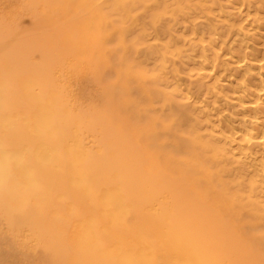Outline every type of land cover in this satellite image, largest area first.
Wrapping results in <instances>:
<instances>
[{
    "label": "bare ground",
    "instance_id": "bare-ground-1",
    "mask_svg": "<svg viewBox=\"0 0 264 264\" xmlns=\"http://www.w3.org/2000/svg\"><path fill=\"white\" fill-rule=\"evenodd\" d=\"M63 1L65 0H54L58 3ZM48 2L49 0H37L32 5V10L35 11L34 6L38 4L44 8ZM148 2H151V5L145 7V15L160 9L167 13L170 8V15L176 16L168 17L166 21H163V16H156L151 22L153 25L159 23L162 32H167L165 25L173 24L172 31L175 32L176 38L172 43H178L182 48L175 57L183 68L188 71H203L197 73V77L202 75L203 79L212 80L211 87H216L214 83L221 79L223 84L219 89L230 99L228 108L238 109V115H248V119L243 123L240 121L245 128L250 126L251 131L248 132L251 133L247 136L246 131L239 129L240 121L236 122L239 125L237 131L242 132V136H235L234 139L239 141L242 148L252 145L253 149L262 150L264 153V0ZM174 6L178 8L172 9ZM207 14L213 16L206 19L207 28L195 23ZM84 16L82 14L76 19L75 15H72L61 19L53 13L48 15L49 18L55 17V24L59 22L67 30L70 27L76 29L73 43L65 46L66 52L81 47L84 41L88 44L84 51L74 53L78 58V67L83 65L80 59L90 67L96 63V67L100 69L96 77L101 76L103 82V103L108 110L112 107L108 114L95 118L90 123L126 126L132 136V140L129 139L128 142L133 154H129L125 161L138 169L133 177L132 173H121L120 179L124 182L120 181L114 190L108 187L103 191L100 201L107 211L108 218L119 220V223L114 229L104 230L102 233L101 217L95 211L88 214L89 209L83 203V196L72 192L74 190L67 181L76 176L78 185L86 186L90 191H97L101 188L100 183L93 184L90 181L94 171H77L75 165L67 164L65 159H57L56 169H48L42 163L47 149H50V152L57 149L67 138L68 129L65 123H61L60 111L54 105L46 104L40 107L38 105L44 98L32 95L34 89L39 90L41 85L48 83L44 81L53 79L50 74L40 73L37 64L29 62L25 57L27 52L34 49L38 39L28 45L24 41L11 43L15 37L8 34L1 17L0 199L3 204L0 208V221L4 232L0 231V241L5 245L9 264H264V235L249 232L250 223L245 221L246 216L236 211L237 206L240 209L253 205L245 199L246 197L237 194L247 186L244 183L235 182V185H230L222 181L220 176L227 174L230 177L232 174L229 172L219 176L199 174L196 167L203 165L205 158L209 161L210 157L206 155L208 152L204 146L199 143V152L195 151L197 142L182 145L162 142L163 139L153 140L152 132L156 130V126L158 132L155 136L162 138L164 135H171L174 126H187L184 121L174 120L169 127L171 132L158 127L159 121H150L147 126H138L148 121L145 113H156L167 121L171 119V115L167 114L168 107L182 110L184 106L179 107L163 100L165 96L162 92L168 85L166 79H154L161 91L152 89L143 81L141 85L133 71V64L128 63V57H123V61L119 62V70H123L124 62L125 76L130 79L129 82L134 83V87L131 90L128 88V80L123 83L127 89L113 90L108 86L104 77L117 76L112 68L115 60H103L99 57L101 40L89 42L95 28L86 25ZM215 17H218L216 19H219V22L215 23ZM213 23L218 24V29ZM211 24L214 26L211 27ZM83 26L85 29L80 30ZM48 27L52 28L48 29L51 33L55 32L56 25ZM241 32L249 33L244 37L251 42L249 49L244 46ZM189 35L192 37L189 38ZM104 41L107 39L103 40V44ZM200 43L209 44L211 52L207 53ZM214 50L220 52L216 53ZM38 53L41 54L42 60L48 59L51 48H39ZM54 54L57 55L56 52ZM136 63L137 61L134 62L135 65ZM137 67L140 68L139 62ZM112 90L115 93L126 92V95H134L136 99L131 101L107 95V91ZM204 91L207 95V90ZM201 93L195 88L196 99ZM148 99H151L152 103L144 113L139 110L138 105H146ZM162 101L164 105L158 108L157 105ZM137 112L138 117H135ZM213 120L211 117L212 122H205L203 127L214 125ZM50 125L60 126L61 130L46 135ZM228 125L227 122L223 124L225 131L231 135L232 126ZM148 128L151 130L145 133ZM133 138H138L139 141ZM184 148L188 150H183ZM202 151L205 154L199 156V159H194V164L176 158L181 154L190 156L194 152L203 153ZM80 154L81 151H78L77 155ZM59 157L67 155L61 153ZM85 159L87 160V157ZM245 166H240L242 172H245L244 177L250 172ZM99 173L101 174V167ZM256 189L258 187L252 186L253 196L257 193ZM58 195H62L61 202L57 201ZM65 203L72 207L70 215L66 213ZM155 207L157 210L153 213L152 209ZM255 207L257 206L253 208ZM229 219L234 220L236 229L228 225ZM80 226L81 228H78ZM142 234L149 238L145 240ZM58 254H62L61 260L55 258Z\"/></svg>",
    "mask_w": 264,
    "mask_h": 264
},
{
    "label": "rangeland",
    "instance_id": "rangeland-1",
    "mask_svg": "<svg viewBox=\"0 0 264 264\" xmlns=\"http://www.w3.org/2000/svg\"><path fill=\"white\" fill-rule=\"evenodd\" d=\"M36 1L0 0V18H3L8 34L15 37L14 41L10 39L12 41L11 43L24 41L28 45L34 39H38L37 44L33 46L34 49L27 52L25 57L29 62L37 64L36 66L40 70V73L50 74L53 79L44 81L48 83L41 85L39 90L38 88L34 89L32 95L38 98H44L38 105L40 107L46 106V104L54 105L60 111L61 123H65L68 129L67 138L57 149L51 152L50 149H47V154L42 163L48 169H56L57 159H65L67 164L75 165V170L77 171H94L93 175L90 176L92 178L90 181L93 184L100 183L101 188L97 191H90L88 187L78 185L76 181L78 178L76 176H73L74 179L70 178L67 181L70 188L74 190L72 192H77L83 196V203L89 209L88 214L91 211H95L101 217V232L103 233L104 230L114 229L119 223V220H110L108 218L107 211L102 205V201H100V197L102 198L103 196V191L108 187L114 190L113 188L115 186L118 187L120 181L124 182L120 179L121 173H132L131 176L133 177L134 172L138 169L133 167L130 162L125 161L129 157V154H133L128 142L129 139L132 140V136L128 133L126 126H115L114 123L111 125L108 123H102L103 125H93V123H90L91 120L100 116L103 117V115L112 111V107H109L108 110L103 103L104 99L101 96V76L96 77L100 69L96 67V63H93L92 67L86 65L83 59H80L83 65L78 67V58L74 53L84 51L87 49L88 44L84 41L81 47L66 52L65 46L68 43H73L76 29L70 27L67 30L59 22L55 24V17H51L53 20L48 17L52 13L61 19H67L72 15H75V18L79 19L82 14L85 15L83 20L86 22V25L95 28L92 30L89 42L101 40L99 57L103 60L111 58L113 61L115 60L112 68L115 70L114 75L117 74V78L115 76L110 77V75L109 78L104 77L107 85L113 90H117V88L118 90L127 89L123 85L124 80H128L127 86L130 90L134 87V83L129 82L130 79L125 76L126 70L124 62L123 70H119V62L123 61V57H128V63L133 64V71L137 74L141 85L143 81L144 84L147 83V86L158 90L160 89L157 85L158 82H155L154 79L157 78L160 80L161 78L167 80L168 85L162 92L165 96L163 100L179 107L184 106L183 109L179 110L175 107H168L167 114L171 115V119L166 121L164 117H160L156 113L147 114L144 112L153 100V98L152 100L148 99L146 105H138L139 110L146 114L148 121L138 124V126H147L150 121H159L158 127L162 129L166 128V131L171 132L169 127L174 120L187 123V126H174L171 135H164L162 138H159V135L155 136L158 132L156 126V130L152 132V138L158 141L163 139L162 142L165 141L170 144L181 143L185 145L197 142V145L199 143L204 146L208 152L206 155L210 157V160L207 161L205 158L204 164H199L196 167L199 174L204 173L208 176H219L221 173L229 172L232 174L230 177L227 174L224 177L220 176L222 181L230 185H235V182L236 184L244 183L247 187H245L244 191L237 194L241 197H246L245 199L253 205L240 209L237 206L236 211L242 212L246 216L245 221L250 223V227L248 228L249 232L264 235V157H262L264 153H262V150L258 151V149H253L252 145H247L245 147L246 149L242 148L239 141L237 142L234 139L235 136L236 138L238 135L242 136V132L244 131H246L245 133L248 136L251 133L248 131H251V129L250 126L245 128L242 124L245 119H248V115L240 114V116L237 112L238 109L228 108L230 99L219 89L223 81L218 79L219 81L214 83L216 87H211L213 84L212 80L207 78L203 79L202 75L201 77H197V73L200 74L203 71H188V69L183 68L181 62L175 57V54L180 53L182 48L181 46L179 47L178 43H172V40L176 38L175 32L172 31L173 24L169 23V27L165 25L167 32L161 31L159 23L152 24L151 20L156 16H163V21H166L168 17H176L170 15V8L167 9V13H164V9L158 11L153 9L154 11H150L148 15H145V7L151 5V2H148V0H65L61 3L49 0L48 3H45L46 6L44 8L40 4L34 6V11L32 10V5ZM174 8L178 7L174 6L172 9ZM165 14L167 15L165 16ZM211 16V14H207L204 17L205 19H197L195 23L197 22L196 24L207 28L206 19ZM216 18L218 17H215V23L219 22L217 21L219 19ZM213 24H211V27L214 26ZM55 25V32L51 33V30L49 31L48 29L52 28L48 26ZM216 25L218 24H215V28H217ZM84 29L85 26L80 30ZM176 29L178 30V28ZM179 33L181 32L179 31ZM246 34L249 33L241 32L244 39V46L249 49L251 42L244 38ZM188 37L191 38L192 36L189 35ZM104 39H107V41H104L105 44H103ZM200 44L202 45L201 48L207 53L211 52V48H208L210 46L209 44ZM44 47L51 48V54L48 59L42 60L38 49H43ZM214 52L217 53L220 51L214 50ZM59 53L64 55L60 56ZM136 61L137 63L139 62L140 68L137 67V63L136 65L134 64ZM148 80H153L154 83H148ZM224 83L226 82L224 81ZM195 88L202 92L198 96V99L195 98ZM205 89L207 90V95L205 91L203 92ZM113 90L110 92L107 91V95L122 97L123 99L126 98V100L130 99L131 101L136 99L134 95H126V92L115 93ZM162 105H164L163 101L157 107L160 108ZM163 110L166 111V109ZM216 116L219 118L217 119ZM135 117H138V112L135 114ZM211 117L215 120H213L215 122L214 125L211 124L210 126L203 127L205 122H212L210 121ZM239 121L241 123L240 127L243 126L242 128L238 125ZM224 122L232 126L231 135L225 131V126H223ZM131 123L133 125L135 124L133 120ZM219 124H222V127ZM200 127L202 128L199 129ZM238 127L242 132L237 131ZM49 128L50 130L46 131V135H52L61 130L60 126L50 125ZM150 130L151 128L146 129L145 133ZM245 133H243L244 136H246ZM143 136L145 135L143 134ZM133 139L139 141L138 138ZM186 149L184 148L183 150ZM78 151H81L80 155H77ZM195 151L199 152V145ZM196 152L190 156L181 154L176 156V158L178 157L177 159L189 161L190 164H194V159H199V156L205 154L204 151L200 154ZM61 153H65L67 157H59ZM140 155L141 153L138 150V156ZM194 155L196 156L195 158ZM85 157H87L88 163ZM240 166H245V169L247 168L250 171L246 174L247 176L244 177L245 172H242V167L240 169ZM100 167L101 174L99 173ZM121 178L123 179L124 176L122 175ZM172 178L176 179V177ZM252 186L253 188L254 186L258 187L255 190L257 192L255 196L251 193ZM231 191L228 193L231 194ZM57 201H62V195L57 196ZM2 204L3 202L0 199V208ZM65 204L67 207L66 213L70 215L72 213V207L69 203ZM254 206H257L258 209H256L257 207L253 208ZM156 210L157 207L153 208L152 212L155 213ZM218 210L220 211V209ZM228 225L236 229L233 219H229ZM78 228H81V226ZM0 231L4 232L2 221H0ZM143 238L147 240L149 237L143 235ZM63 254L66 256L65 253ZM55 258L61 260L62 254L56 255ZM106 261L108 260L106 259ZM0 264H9L5 254V245L1 241Z\"/></svg>",
    "mask_w": 264,
    "mask_h": 264
}]
</instances>
